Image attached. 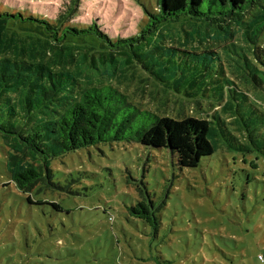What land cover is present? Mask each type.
<instances>
[{
  "label": "trees",
  "instance_id": "trees-1",
  "mask_svg": "<svg viewBox=\"0 0 264 264\" xmlns=\"http://www.w3.org/2000/svg\"><path fill=\"white\" fill-rule=\"evenodd\" d=\"M81 4L68 0L55 19L0 11V137L21 193L55 188L53 161L101 144L166 150L181 171L222 147L264 156V109L252 98H264V0H157L126 37L97 21L76 23ZM180 23L192 31H174ZM144 75L183 103L221 109L206 118L164 117L105 84H141ZM139 193L129 215L158 234L170 193Z\"/></svg>",
  "mask_w": 264,
  "mask_h": 264
},
{
  "label": "rangeland",
  "instance_id": "rangeland-1",
  "mask_svg": "<svg viewBox=\"0 0 264 264\" xmlns=\"http://www.w3.org/2000/svg\"><path fill=\"white\" fill-rule=\"evenodd\" d=\"M67 2L0 0V11L55 19ZM156 7L157 0H82L76 23L97 21L112 37H126ZM178 28L192 31L188 24ZM143 78L148 81L105 84L164 117L206 118L221 109L183 103ZM252 98L264 109L261 95ZM7 151L0 137V264H264V156L257 151L222 147L199 168L181 171L166 150L101 144L53 161L55 188L32 194L11 181ZM140 189L156 199L170 193L158 234L129 215Z\"/></svg>",
  "mask_w": 264,
  "mask_h": 264
},
{
  "label": "built area",
  "instance_id": "built-area-1",
  "mask_svg": "<svg viewBox=\"0 0 264 264\" xmlns=\"http://www.w3.org/2000/svg\"><path fill=\"white\" fill-rule=\"evenodd\" d=\"M260 259H261L262 261H264V256H260Z\"/></svg>",
  "mask_w": 264,
  "mask_h": 264
}]
</instances>
